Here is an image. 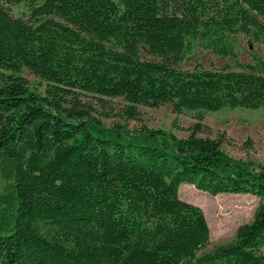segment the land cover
<instances>
[{"label": "trees", "instance_id": "trees-1", "mask_svg": "<svg viewBox=\"0 0 264 264\" xmlns=\"http://www.w3.org/2000/svg\"><path fill=\"white\" fill-rule=\"evenodd\" d=\"M237 34L264 44V0H0V264H264V163L231 155L204 122L264 109V58L181 67L197 46L238 59ZM87 96L123 98L125 120L169 103L197 121L187 137L109 128ZM183 183L261 201L207 249V217Z\"/></svg>", "mask_w": 264, "mask_h": 264}, {"label": "rangeland", "instance_id": "rangeland-1", "mask_svg": "<svg viewBox=\"0 0 264 264\" xmlns=\"http://www.w3.org/2000/svg\"><path fill=\"white\" fill-rule=\"evenodd\" d=\"M10 12L17 17L29 20L28 9L25 4L10 6ZM238 59L233 57L216 56L211 51L197 46L193 53L186 57L181 67L193 68L198 62L209 67L229 64L235 66L236 61L243 63L253 62L256 56L264 58V44L247 39L242 34L233 35ZM141 56L150 58L145 50L141 49ZM20 75L27 79L31 88L44 89L40 80L24 69ZM86 101H93L95 108L93 115L100 119L107 127H115L121 124L125 130L135 132L143 125L149 128H161L172 130L178 137H187V128L197 121V111H184L176 114L172 104H165L157 108L139 106L142 112V120H125L118 113L125 105L123 98H108L107 103H96L90 97H84ZM107 104V107H106ZM110 111L114 115L106 118L104 113ZM117 114V115H115ZM204 122L208 124L216 135L218 131L226 132L228 141L226 150L233 156L250 158L264 163V109L247 110L243 108L224 109L217 112H205ZM175 124V125H174ZM246 140H251L249 147L243 145ZM3 182L0 180V191ZM180 196L183 200L199 205L205 212L210 229L211 243L207 249H211L217 243L231 241L236 235L241 224L251 222L261 199L250 193H223L213 196L205 191L197 189L194 185L183 183L180 186Z\"/></svg>", "mask_w": 264, "mask_h": 264}, {"label": "crops", "instance_id": "crops-1", "mask_svg": "<svg viewBox=\"0 0 264 264\" xmlns=\"http://www.w3.org/2000/svg\"><path fill=\"white\" fill-rule=\"evenodd\" d=\"M234 237H235V236H234ZM234 237H233V238H234Z\"/></svg>", "mask_w": 264, "mask_h": 264}]
</instances>
